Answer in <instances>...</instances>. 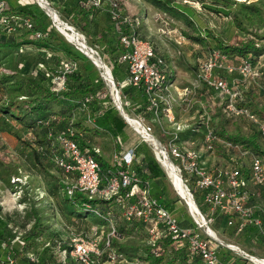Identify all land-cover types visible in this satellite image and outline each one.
Here are the masks:
<instances>
[{"label":"rangeland","instance_id":"rangeland-1","mask_svg":"<svg viewBox=\"0 0 264 264\" xmlns=\"http://www.w3.org/2000/svg\"><path fill=\"white\" fill-rule=\"evenodd\" d=\"M116 1L130 19L131 28L140 38L148 40L153 45L157 53L164 57L167 66L173 73V84L166 95L175 100L171 104L174 120L179 122V118L185 116L188 118L195 114L196 119H193V122L197 124V115L203 109L206 112L207 120L198 131L202 134V138L211 128L219 133L220 130H223L228 135H246L245 125L222 120L211 106L214 94L211 95L197 81L196 59L206 56L212 47L218 46L212 39L207 38L209 34L225 47L236 48L241 46L243 42L250 41L257 44V48L264 52V0H203L206 7L223 11H236L243 25V31L236 29L231 20L222 13L209 11L196 0H166L174 7H186L189 11L191 10L189 16L197 24L201 35L188 27L182 19L173 17L164 9L158 8L150 2L144 0ZM251 6H255V9H248ZM3 8L5 9V6ZM67 13V11L62 13L60 20L84 38L86 45L105 63L112 75L113 60L117 58V54L113 50L115 38L109 30L112 23H104L103 25L108 24L106 29L102 27L97 29L92 22L93 17H89V21L85 19V16L80 15L71 19L68 18ZM0 14V42L2 40H17L16 42L19 44L18 47L14 48L10 61L7 60L0 65L1 73L11 74V71L14 70L21 75H30L41 80L46 87L59 92L63 85L57 84V78L66 71H71L67 77L76 75L78 72L85 78V83L93 81L100 89L98 98H100L101 105L98 104V110H104L108 107L116 110L112 99L114 89L112 91L91 62L74 45H71L72 43L64 39L49 17H46L42 41L46 40L51 46H55L58 50L56 52L37 46L33 35L25 29L23 18L18 16L15 18L13 17L15 15L11 14L6 16L7 13H2V11ZM89 14L91 13L89 12ZM186 35L191 38H201L202 42L187 39ZM207 42H210L211 46H208ZM73 79L71 81L66 80V82L70 84ZM114 84L118 91L116 83ZM184 89H191L192 94L186 101L179 103L177 96ZM3 94L4 91L0 87V103L3 100ZM246 96L250 98L251 92L246 93ZM255 97L252 95V98ZM119 99L127 116L143 118L133 103L122 99L120 96ZM88 100L95 103L92 98H88ZM151 127L154 137L164 136L162 142L158 141L163 147H166L168 136L167 134L164 135L163 132L170 133L173 128L167 118L162 117L160 123L156 122ZM31 139L32 133L0 113V160L19 174L18 179H10L9 187L0 183V219L14 234L13 241L10 243L3 241L0 247V264H5L6 261L14 262V259L12 260L14 254H12L11 248L14 243L22 246L34 217L38 219L36 231L40 234L33 240L31 248H25L22 251L19 247L22 257L33 262L40 257L50 264H55V262H57L56 264L60 262L62 264H78L74 255L75 246L82 242H93L96 244L98 255L93 256L92 261L94 264H102L105 255L109 252L105 247V241L113 233L114 228L116 234L114 231V236L110 238L112 250L118 251L116 245L120 244H128L130 247L139 249L138 240L141 233H144L143 228L140 233L133 231L128 234V230L131 228L123 225L122 220V223H119L121 226L116 227L114 221H99L90 216L81 218L66 211L65 203L61 198L63 190L58 186L60 175L43 158L38 160L36 164L32 155L35 146ZM194 141L198 144L201 143V135L197 134ZM145 149L148 155L153 154L152 147L145 146ZM241 160L246 165L249 164L248 157L242 156ZM173 162L177 166L176 161ZM181 176L184 180L182 173ZM13 182L15 183L13 184ZM158 185L163 197L162 200L158 201L159 203L165 201L166 205H174L176 209L188 212L184 201L173 191L166 174ZM185 185L188 190L192 191L190 184L185 183ZM119 209L120 207H114L117 213ZM118 217L120 220V216ZM130 257L125 256L122 261L116 264H130L133 261Z\"/></svg>","mask_w":264,"mask_h":264},{"label":"built area","instance_id":"built-area-1","mask_svg":"<svg viewBox=\"0 0 264 264\" xmlns=\"http://www.w3.org/2000/svg\"><path fill=\"white\" fill-rule=\"evenodd\" d=\"M78 6L87 11L107 13L115 28L120 25L132 27L130 19L116 0H79ZM3 7L4 5L0 4V11L4 10ZM24 23L27 30L32 29L30 19H26ZM33 37L40 39L41 34L34 32ZM119 44V61L127 70V76L120 88L141 89L154 110V119L151 121L131 117L141 126V133L136 132L126 120L125 123L142 142L152 145L151 142L155 141L161 144L154 137L151 126L156 122L160 123L162 117L167 118L173 128L167 133L166 147L161 144L162 148L172 162L176 161L179 173L183 174L184 183L202 193L205 210H200L189 190L201 221L198 223L188 211L196 229L181 227L166 207L152 198L149 183L142 181L132 172L133 166L138 164L134 149L116 153L112 163L113 170L104 176L95 158L79 149L74 140L76 133L71 126L57 134L56 145L59 153L52 157L54 167L61 172L65 180L66 194L72 197L79 193L88 201H111L120 206L119 216L124 224L143 226L145 238L140 242L142 246L155 249L168 241L178 245L179 249L186 246L188 255H199L203 264H234L233 261L218 258L217 251L221 248L240 258V264H264V259L245 254L237 245L219 241L210 228L214 215L219 212L230 217L228 226L237 222V234L242 233L248 225H254L264 237V220L261 219L264 218V204H247L250 199L247 191L248 179L258 188H264V156L245 149L243 145L220 139L211 128L204 135L203 150L214 154L219 147L232 157L224 168L206 170L198 151L179 145L178 135L188 126L177 124L172 116L171 104L175 100L166 94L172 87L173 73L164 57L157 53L148 40L140 38L134 32L128 36L119 33ZM68 73L71 71H66L56 80L57 84L63 85L59 92L68 89ZM195 73L197 81L211 95L214 94L211 106L218 116L222 120L245 125L246 134L253 135L257 145L264 151V56H259L254 61L252 55L230 57L220 50H210L206 56L196 59ZM114 91L119 97L116 86ZM249 91L251 96L247 98L246 93ZM191 94V89H184L178 94V101H186ZM252 95L256 97L252 98ZM197 119L196 127L200 128L206 123L207 115L203 109ZM93 152L99 154L97 148H93ZM242 156L248 157L249 164L242 162ZM245 166L246 173L243 169ZM113 236L114 229L105 241L109 252L102 264H116L124 258L112 250L110 238ZM74 252L78 264H94L92 257L98 255L96 244L93 242H82L75 246Z\"/></svg>","mask_w":264,"mask_h":264},{"label":"trees","instance_id":"trees-1","mask_svg":"<svg viewBox=\"0 0 264 264\" xmlns=\"http://www.w3.org/2000/svg\"><path fill=\"white\" fill-rule=\"evenodd\" d=\"M78 1L79 0H77V2ZM144 1L150 2L154 6L164 9L175 18L182 19L188 27L196 31L198 35H201V31L196 26L197 24H195L193 19L189 16L191 10L189 11L188 8L174 7L167 3L166 0ZM196 1L209 11L222 13L225 15V17H228L231 20V23L236 29L243 31V25L236 11L217 10L216 8L214 9L206 7L203 0ZM254 7L255 6H251L248 9H255ZM73 10L76 17L79 15L85 16V19L88 21L89 17L94 18L99 14L97 11H87L85 9H81L79 6H76L73 8ZM89 12L91 14H89ZM2 13H7L6 16L9 14L15 15L13 17L16 18L18 16L24 20L30 19L32 22V29H25L32 35L34 32H39L41 34L40 39H36L32 36L34 41L37 42V46L39 48L44 47L51 49L55 52L58 51L55 46H51L46 40L42 41V32L47 20L43 13L35 15L33 14L32 10L24 7L14 11V13H11L5 8ZM102 17L103 18H101L95 24L97 29L99 28L98 24L101 21H108L112 23L111 18L107 13H104ZM106 28L107 26L104 29ZM85 30L87 29L85 28ZM109 30L113 33L115 38L113 50L115 51V54H117V58L113 60L112 76L114 83H116L118 87L119 96L122 99L129 100V102L133 103V106H135L136 110H138V112L140 111L139 114L141 113V116L147 121H151L154 119V110L148 104L142 90L132 87L120 88V85L127 76V70L126 66L119 61V55L121 53L119 33H121L123 36H128L132 32H134L136 35L138 34L130 26L120 25L118 28H115L113 23ZM206 34L208 35L209 33ZM186 37L187 39H194L193 41L196 42H202L201 38L198 37L191 38L188 35H186ZM207 38L212 39L218 45L216 47H212V50H220L230 57H247L248 55H252L253 60L255 61L259 56H264L263 50L258 49V45L250 41L243 42L241 46L236 48H230L222 46L221 42L213 38V36L210 34L207 36ZM206 40L208 41V39ZM16 41L17 40H2L0 42V65L5 63L7 60L10 61L14 48L18 47L19 45ZM207 43L209 46L210 42ZM71 79H73V82H70V84L67 83V91L57 92L55 89L52 90L46 87L41 80L33 76L21 75L14 70L11 71V74L0 72V87L4 91L3 100L0 103V113L14 120L21 128H24L28 132L32 133L31 141L35 146L34 150H32V155L36 164L38 163V160H42L41 158H43V160L48 161L54 167V164L52 163V157L56 153H59V149L56 145L57 134L66 127L71 126L76 133L74 140L76 141L79 149L83 153L90 154L95 158V160L101 166L102 174L105 176L113 170V164L109 165L103 162L99 156L93 152V148H96L94 141L95 135L97 133L96 129H104L107 132L105 134H107L114 142L119 141V139L125 141L127 138H135L136 135L132 132V130L125 123L124 119L118 114V112H116V110L114 111L110 107L105 108L104 110H98V104L101 103L100 98H98L100 89L93 81L90 83H85V78H83L78 72L76 75H70L67 77V81H71ZM88 98H92L95 103L89 102ZM97 100L99 101L97 102ZM66 114L68 115L66 116ZM216 136L224 141L243 145L245 149L264 156V151L257 145L253 135H228L223 130H220V133L216 132ZM130 149L132 148L126 150ZM120 152H124V150L122 151L118 148L116 153ZM143 160L144 158H139V163L134 165L132 168V172L139 179L145 181V179H142V177H147L148 175H150L151 179L164 176V173L159 169L155 159L151 158L147 162H144ZM55 170L60 175L58 186L61 190H63L61 198L65 203V209L69 214H75L81 218L89 216L95 217L99 221L110 220L111 222L114 221L116 227L121 226L119 223L122 222L118 217L120 215L121 208L119 209L118 213L114 210L115 206L118 208L120 206L112 203L111 201H88L86 197L79 193H75L72 197H68L66 194L67 186L64 182L65 180L61 172H59L56 168ZM18 176L19 174H17V171L13 170L2 160H0V183L2 185L9 187L10 179H18ZM14 183L15 182H13V184ZM191 193L196 204L200 205V210H205V206L203 205L202 201V193L194 189H192ZM164 203L165 201L163 203L161 202L160 204L165 205L167 211L175 217L171 207L172 205L169 206ZM33 219L34 221L32 226L27 232V236H25L22 246L20 244L14 243V246L11 248V251H13L12 254H14V257H12L14 262L9 263L6 261L5 264H50L40 257H38L35 262L29 260L26 257H22L21 250L23 251L25 248H31L33 246V240L40 234L38 231H36L38 219L37 217H34ZM123 225L131 228L128 230V234H131L133 231H138L140 233L141 229L143 228L141 224L128 225L123 223ZM114 231L116 234L115 228ZM144 238V233H141L138 240V245L140 246L139 249L130 247L128 244H120L116 245L118 251L115 252L118 255L125 257L135 255L138 250H141L143 255L139 259L145 261L147 264H197V261H201L199 255L189 256L186 246H183L181 249H179L178 245H174L167 241L163 245L159 246V248L157 247L152 249L141 245L140 242L143 241ZM13 240L14 234L0 219V247L2 246L3 241L10 243ZM19 247H21V250ZM56 263L57 262H55V264ZM58 264L62 263L60 262Z\"/></svg>","mask_w":264,"mask_h":264},{"label":"crops","instance_id":"crops-1","mask_svg":"<svg viewBox=\"0 0 264 264\" xmlns=\"http://www.w3.org/2000/svg\"><path fill=\"white\" fill-rule=\"evenodd\" d=\"M46 1L47 5L53 9L56 14L59 16V19L62 15V13L68 12L67 15L68 18H75L76 15L74 13L73 8L78 6L77 0H44ZM0 4H3L5 8L10 11L11 13H14V11H17L20 8H29L32 10L33 14L39 15L40 13H43L46 17L47 13L43 8H39L35 0H0ZM56 6L57 9H56ZM45 11V12H44ZM104 15V13H99L93 18V23L96 24L97 21H99ZM50 18V17H49ZM53 22V21H52ZM108 21H101L99 22V28H105L108 24L103 25L104 23H107ZM180 103V102H179ZM184 105V104H183ZM117 111V110H116ZM118 112V111H117ZM118 114L121 116V114L118 112ZM193 119H196V115L193 114L192 116L186 118H179V122H176L179 125H185L188 126L187 129L183 130L179 133V145L182 148H189L195 151H198L201 155V161L204 163V168L209 171H213L215 169L224 168L226 165H228V162H230V158L227 154H225L221 148L217 147L216 152L214 154H208L203 150V138L202 134L198 133L200 129L203 127H196L197 125L195 122H193ZM197 123V122H196ZM155 124V123H154ZM199 128V129H196ZM197 130V131H196ZM96 135H95V146L99 150V158L111 165L113 163V158L116 154V150H126L129 148H132L135 150L136 156L138 157V163L139 158H144V162H147L151 158L155 159L157 162L159 169L161 172H164L163 168L161 167L160 163L158 162L157 158L154 156V154L148 155L146 153L145 146L152 147V145L144 143L140 140V138L136 135V137L127 138L125 141L120 140L119 141H112L109 136L105 133H107L104 129H96ZM164 135L167 134L166 132H163ZM162 134V133H161ZM201 135V143H196L194 141V137L196 135ZM155 138L162 142V139L164 138L163 135H159L158 137L155 136ZM186 144V145H185ZM153 151V147H152ZM227 160V161H226ZM232 160V159H231ZM142 163V162H141ZM247 166H245L244 173L247 172ZM142 179H145L146 182L149 183L150 186V195L152 198H154L157 202L162 200V193L159 191L158 184L163 179V176L150 178V175L147 177L143 176ZM247 191L249 192L250 199L248 200V206H254L255 205H263L264 204V188H258L255 186L251 180H247ZM159 203V202H158ZM160 204V203H159ZM165 206V205H164ZM171 206V205H170ZM166 207V206H165ZM173 209V213L177 220L180 223V226L186 229H196L195 224L191 220V218L188 215V212H182V210H178L174 207V205L171 206ZM185 213V214H184ZM184 214V215H183ZM255 217H257V214H255ZM230 219L229 216L224 215L223 213H216L213 217V221L210 224L211 230L214 232L216 238L223 242V243H229L234 244L239 247L240 250H242L245 254L253 256L258 259H264V237L259 233V230L254 225H248L244 231L240 234H237L235 232V223L232 226H228L227 222ZM264 220V218H261ZM136 256H131L132 262L130 264H147L145 261L140 260L139 258L143 255L141 250H138L137 253H135ZM218 258L223 261H233L234 264H240V258H236L232 252H229L225 249L219 248L217 251ZM139 259V261H137ZM140 262V263H138ZM197 264H203L201 261H197Z\"/></svg>","mask_w":264,"mask_h":264},{"label":"bare ground","instance_id":"bare-ground-1","mask_svg":"<svg viewBox=\"0 0 264 264\" xmlns=\"http://www.w3.org/2000/svg\"><path fill=\"white\" fill-rule=\"evenodd\" d=\"M35 1L40 9L43 8L46 11L50 19L55 24L58 32L64 37V39L72 43L71 45H74L76 49L91 62V64L99 72L100 76L101 77L103 76L102 78L108 83L109 87L112 90L113 89L112 83H114V81L110 73V70L105 65V63L98 57V55L86 45L84 38L81 35H79L73 28L63 23L59 19V16L56 14V12L47 5L46 1L44 0H35ZM112 93H113L112 99L115 109L134 128L136 132L141 133V126L138 125L136 122H134L133 121L134 119L132 120L131 117L125 114L119 97L116 96L115 91H113ZM151 144L153 147V154L157 158L166 176L170 180L173 191H175L176 195L182 201H184V203L188 208V211L194 216L195 220L199 223L201 219L200 216L198 215V209L191 200L190 192L187 186L185 185L177 166L173 164V162L167 156L161 144L155 141H152Z\"/></svg>","mask_w":264,"mask_h":264},{"label":"water","instance_id":"water-1","mask_svg":"<svg viewBox=\"0 0 264 264\" xmlns=\"http://www.w3.org/2000/svg\"><path fill=\"white\" fill-rule=\"evenodd\" d=\"M47 16H48V14H47ZM103 77V76H102ZM112 87H113V89L115 88V84L114 83H112ZM125 120V119H124ZM190 197H191V195H190Z\"/></svg>","mask_w":264,"mask_h":264}]
</instances>
